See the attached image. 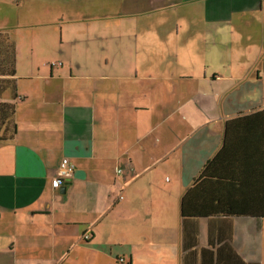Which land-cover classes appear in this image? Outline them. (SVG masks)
Here are the masks:
<instances>
[{
    "label": "crops",
    "instance_id": "1",
    "mask_svg": "<svg viewBox=\"0 0 264 264\" xmlns=\"http://www.w3.org/2000/svg\"><path fill=\"white\" fill-rule=\"evenodd\" d=\"M127 1L135 27L86 59L23 68L16 46V89L0 98L16 122L0 140V264H264V218L223 214L226 125L264 109V0H177L185 13ZM219 153L220 177L184 215ZM63 157L75 172L57 186Z\"/></svg>",
    "mask_w": 264,
    "mask_h": 264
},
{
    "label": "rangeland",
    "instance_id": "2",
    "mask_svg": "<svg viewBox=\"0 0 264 264\" xmlns=\"http://www.w3.org/2000/svg\"><path fill=\"white\" fill-rule=\"evenodd\" d=\"M160 1L150 0L146 3V9L166 4L167 7L163 9L165 12L187 11L183 6H174L177 0L157 3ZM130 9L127 0H0V32L18 45L19 63L23 68L30 61L43 64L65 59L75 61L86 59L85 56H79L83 48L95 47L100 50L106 43L119 44V32L135 27L127 18L119 16V13H127ZM235 23L239 29L244 28L239 20ZM106 30L117 34L103 37L106 36ZM242 55L247 57L246 53ZM101 56L105 54L101 53ZM257 83L261 87L257 95L264 100V77Z\"/></svg>",
    "mask_w": 264,
    "mask_h": 264
},
{
    "label": "trees",
    "instance_id": "3",
    "mask_svg": "<svg viewBox=\"0 0 264 264\" xmlns=\"http://www.w3.org/2000/svg\"><path fill=\"white\" fill-rule=\"evenodd\" d=\"M16 53L15 42L8 35L0 32V98L8 89H16V80L12 77L16 74ZM14 114L15 105L12 102L0 100V140L14 138L16 133ZM244 128L248 132H242ZM230 136L234 137L230 139ZM222 153L204 165L193 186L184 195L182 202L184 215L191 214L187 207L191 197L198 198L194 196L197 195L194 193L210 187L212 178L220 177L223 164ZM248 155L252 156L248 157ZM254 158L260 160L259 165L253 163ZM244 161H249L245 162L248 164L247 168H243L245 167ZM251 166L258 169L251 168ZM253 171L259 173L255 180L252 177ZM223 175L224 216L264 218V109L227 123ZM217 200L221 202L220 197ZM193 214L210 216L221 213L195 211Z\"/></svg>",
    "mask_w": 264,
    "mask_h": 264
},
{
    "label": "built area",
    "instance_id": "4",
    "mask_svg": "<svg viewBox=\"0 0 264 264\" xmlns=\"http://www.w3.org/2000/svg\"><path fill=\"white\" fill-rule=\"evenodd\" d=\"M74 172L75 164L69 157H63L56 174L50 175V177L53 179L55 185L59 186L68 181L73 176ZM85 237L89 238L90 236L87 234Z\"/></svg>",
    "mask_w": 264,
    "mask_h": 264
}]
</instances>
